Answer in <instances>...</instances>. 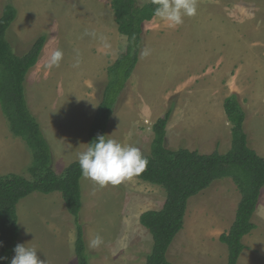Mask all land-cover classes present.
I'll return each mask as SVG.
<instances>
[{"label":"rangeland","instance_id":"374dc122","mask_svg":"<svg viewBox=\"0 0 264 264\" xmlns=\"http://www.w3.org/2000/svg\"><path fill=\"white\" fill-rule=\"evenodd\" d=\"M137 1L145 5L153 0ZM196 3V15L184 17L175 28L157 17L145 23L139 63L110 119L108 138L150 155L153 126L173 108L168 148L225 154L232 146V124L224 102L237 94L247 113L250 146L264 157V0ZM7 4L18 11L8 33L15 53L24 55L38 37H47L39 62L27 77L26 93L50 143L53 168L61 175L90 143L108 68L125 51L127 39L118 31L111 0H0V15ZM100 37L106 38L109 48L103 47ZM56 49L62 50L63 59L49 70L46 64ZM32 163V152L12 135L0 106V177L18 174L30 179ZM81 186L79 220L90 264H146L154 241L140 216L161 210L166 191L136 177L104 188L82 178ZM241 199L231 179L218 180L190 199L169 261L228 264V247L217 235L230 231ZM17 211L19 244L35 247L44 264H78L75 219L60 193H34L19 203ZM222 222L221 229L217 225ZM252 222L256 229L244 239L247 248L238 264H264V188ZM96 234L104 242L89 248Z\"/></svg>","mask_w":264,"mask_h":264},{"label":"trees","instance_id":"16d2710c","mask_svg":"<svg viewBox=\"0 0 264 264\" xmlns=\"http://www.w3.org/2000/svg\"><path fill=\"white\" fill-rule=\"evenodd\" d=\"M119 33L126 37L127 47L108 68V83L90 128V143L98 135H107L110 119L126 84L138 66L145 23L154 20L157 5H139L137 0H111ZM18 17L15 6L7 4L0 15V106L10 132L25 142L33 155L28 169L30 179L8 174L0 177V264H10L14 247L19 244L18 205L34 193H60L67 211L75 219V254L78 264H90L85 234L79 216L83 207L82 175L78 162L70 164L59 175L53 168L51 146L27 101L26 79L39 62L47 37L40 36L24 55L15 53L8 33ZM232 124V146L225 153L202 154L185 148H168L167 126L173 114L169 108L153 126L154 140L146 170L136 178L161 186L166 201L159 211L142 213L140 223L152 235L154 245L146 264H173L168 252L184 229L190 199L209 189L218 180L231 179L241 192L236 219L220 242L229 250L228 264H238L246 250L244 238L256 229L252 222L264 188V157L249 143L245 131L247 113L237 94L224 102ZM108 138V137H106Z\"/></svg>","mask_w":264,"mask_h":264},{"label":"clouds","instance_id":"9594fccd","mask_svg":"<svg viewBox=\"0 0 264 264\" xmlns=\"http://www.w3.org/2000/svg\"><path fill=\"white\" fill-rule=\"evenodd\" d=\"M157 5L154 9V16L165 22L168 27L175 28L183 23L184 17H192L197 13L196 0H153ZM88 34V33H86ZM95 36V33H91ZM103 47L109 48L105 37H100ZM147 55V52L144 53ZM63 59V52L56 49L52 52L46 68L51 70L60 66ZM77 62L74 67H78ZM108 135H98L85 151L78 154V164L81 175L84 179L92 181L99 188L106 186H118L125 181L143 173L148 160L141 151L132 145H126L115 139L106 138ZM103 238L96 234L89 240V248H98L103 244ZM14 256L10 264H44L35 247L28 244H17L14 249ZM6 257H0L5 260Z\"/></svg>","mask_w":264,"mask_h":264},{"label":"crops","instance_id":"0c3cea01","mask_svg":"<svg viewBox=\"0 0 264 264\" xmlns=\"http://www.w3.org/2000/svg\"><path fill=\"white\" fill-rule=\"evenodd\" d=\"M31 70H32V69H31ZM31 70H30V71H31ZM29 73H30V72H29ZM29 73H28V75H29ZM28 75H27V77H28ZM26 81H27V79H26ZM93 120H94V119H93ZM91 125H92V124H91ZM90 128H91V127H90ZM12 135H13V134H12ZM13 136H14V135H13ZM14 137H15V136H14ZM16 138H17V137H16ZM19 139H20V138H19ZM89 142H90V140H89ZM49 144H50V143H49ZM219 225H220V226L217 225V227H220L221 229L224 228V223H223V222L220 223ZM221 225H222V226H221ZM221 235H222V232H219L218 235H217V240H218V241H220V237H221ZM248 236H249V235H248ZM246 237H247V236H246ZM246 237H245V238H246ZM245 238H244V239H245ZM221 243H222V242H221ZM222 244H223V243H222ZM224 245H225V244H224ZM243 253H244V252H243ZM243 253H242V254H243ZM228 256H229V253H228Z\"/></svg>","mask_w":264,"mask_h":264}]
</instances>
